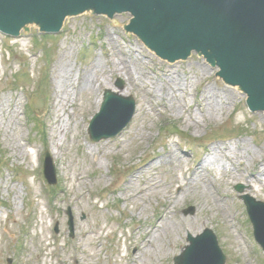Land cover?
Returning <instances> with one entry per match:
<instances>
[{
  "label": "rangeland",
  "instance_id": "1",
  "mask_svg": "<svg viewBox=\"0 0 264 264\" xmlns=\"http://www.w3.org/2000/svg\"><path fill=\"white\" fill-rule=\"evenodd\" d=\"M133 18L127 11L109 16L87 8L67 17L58 33L44 34L33 21L15 37L0 31V264H174L188 234L197 236L206 228L216 234L226 264H264V251L240 198L250 194L264 201V181L254 185L259 191H251L242 178L255 173L264 159V111H251L246 93L220 78L218 67L200 51L175 62L155 55L126 30ZM122 63L135 82L120 70ZM60 64L72 67L74 80L93 64L97 74L92 91L69 90L81 94L71 95L76 100L66 111L51 104L52 71ZM119 79L126 95L136 99L135 116L117 136L92 142L90 120L101 107L104 90H119ZM207 91L224 101L211 115L198 105ZM56 112L69 127L66 136H54L68 147L61 158L46 144L52 142ZM193 115L200 129L190 120ZM237 140L246 141L255 157L239 163L223 155L227 170L209 168L214 188L203 192L199 181L191 183V190L183 187L178 203L167 212L163 201L187 183L188 170L213 145ZM86 143L100 149L97 158L107 166L88 157ZM170 148L178 155L185 150L188 161L151 167L156 168L152 174L148 168L139 171ZM46 152L57 169L53 186L43 175ZM144 178L148 192L133 199L124 188L137 191ZM153 182L159 183L157 188H151ZM238 184L244 186L243 193L237 191ZM189 206L194 213L184 212ZM160 218L164 222L155 231ZM180 219L186 220L185 228H179Z\"/></svg>",
  "mask_w": 264,
  "mask_h": 264
},
{
  "label": "water",
  "instance_id": "2",
  "mask_svg": "<svg viewBox=\"0 0 264 264\" xmlns=\"http://www.w3.org/2000/svg\"><path fill=\"white\" fill-rule=\"evenodd\" d=\"M93 8L112 16L130 12L134 18L127 29L137 34L151 49L168 60L200 51L217 62L220 75L240 85L249 95L254 110H264V0H0V30L17 34L19 20L31 18L41 29L60 31L65 18ZM32 22V21H31ZM211 52V53H210ZM116 85L124 88L122 80ZM136 109L132 96L111 89L89 126L93 142L116 136L131 121ZM45 177L57 183L53 159L46 154ZM243 191V186L237 187ZM254 225L256 239L264 248V202L242 195ZM186 212L193 213L190 207ZM71 235L74 222L69 216ZM190 245L174 258L175 264H225L226 256L216 235L206 229L197 237L188 236Z\"/></svg>",
  "mask_w": 264,
  "mask_h": 264
},
{
  "label": "bare ground",
  "instance_id": "3",
  "mask_svg": "<svg viewBox=\"0 0 264 264\" xmlns=\"http://www.w3.org/2000/svg\"><path fill=\"white\" fill-rule=\"evenodd\" d=\"M19 21L20 22H18L17 24L22 25L25 21H33V20L31 18H25V19L19 20ZM145 45H147V44H145ZM94 70H95V66L93 64L92 66L87 67L85 70L79 71L76 74V79L74 80L73 76H75V74H74L72 67H69L65 64L58 65L56 70L52 71L53 84L51 85V93H50L51 94V104L55 105L54 107H57V105H59L63 108L64 111H66L67 107L69 105H71V103H74V101L76 100L75 98L70 100L71 95L77 96L78 94H81V93H71V92H69L70 89L72 91L74 88L76 92L86 91V90L92 91L95 88V83L97 81V77H96L97 74H94ZM120 70H124L125 74L128 76V79L135 82L134 77L130 76V72L128 71V67L126 64L122 63V67ZM167 75H168L167 73H165V72L163 73V76H167ZM171 86L173 88H176V85L175 86L173 85V81L171 83ZM233 86H235V88L238 87L236 85H233ZM173 91H175V90L173 89ZM121 94L122 95L128 94L127 90L123 89ZM199 99H200V102L198 105L201 107H206L208 112L210 113V115L214 113L215 108L218 107L219 104L221 105L224 102L223 99H221L218 96V93H213L211 91L202 92L201 97ZM95 100H96L97 106H99L100 105V101H99L100 99L98 100V97H96ZM0 111H2V109H0ZM141 116H142V113L141 114L139 113V117H141ZM190 120L193 122L194 126L197 129L201 128V124L199 123V120L197 119V117L195 115H193ZM62 122H63V119H62L61 115H57V112H56L55 113V123L52 126V136L50 137V140H52V142L49 143L50 141L49 142H48V140L46 141L47 142L46 144L49 147L52 146L54 148V150H55L54 153L56 154V156L58 158L63 157L68 150V147L65 146V142L60 143L58 141H55V139H54V136H56L57 134H63L64 136H66L67 133L69 132V127H65ZM141 131L142 130L139 128L138 132L140 133V135H143V132H141ZM74 139H75V142L77 140V142L79 143V147H82L80 145V139H76L75 136H74ZM126 143H127V140H125V142L123 144H126ZM104 145L105 146L113 145V142H106ZM86 147H87L86 153H87L88 157H93V159H96L95 162H97L99 166H107L108 165V163H107V161H105V159L97 158V157H99V153H100V149H98V147L88 145V143H86ZM254 153H255V151L247 144L246 141H243V140H237L235 143H233L231 145H226V144H215V145H213L211 147V149L209 151H207V153H205V157L203 159L199 160V162L196 164V166H193L188 170V171L191 170L190 177H189V179H187V183H185V184L183 183V185L180 186L179 192L169 193L170 198L163 201V203L165 204V206L167 208V212L171 213V211H169V210L172 209L173 205L178 203L180 195L182 194L181 189L183 187H186L189 190H191V183H197L199 181L202 183L203 192L209 191V188L213 186L212 179L208 178L209 168L215 167V169H219L220 171H225L228 169V166H226V164L223 162L224 161L223 155H227L232 161H237V162L241 163L243 161V159H245V158L250 159V158L255 157ZM156 158L157 157L152 158L150 160V163H147L145 165V167L141 166L139 168V171L141 172V170L148 168V169H151V172H149V174H152V173H155L156 168H151V167H156V166L158 167V166L163 165V164L174 165L175 163H180L184 159H185L184 161L187 162L189 155L185 150H180V153L178 155L176 150H172L170 148V149L166 150V152H164L163 154L159 155V157L157 159ZM62 168H63V170L65 169L64 166H62ZM130 177L128 178V185L132 184V182L130 181ZM242 178L245 180V183L249 185V189L251 191H254V189H255V191H259L261 189L260 186H258V188H256L254 185L255 184H263V181H264V159H261L258 162V169L256 170L255 173L250 174V176H246L243 174ZM158 185H159V183L153 182L151 184V188H157ZM212 188H214V187H212ZM124 190L127 191L128 194L130 195V197H132L133 199L138 198L139 196L146 194V192H148V190H149L148 186H147V179H145V178L143 179V186L140 187L137 191H131L129 187H125ZM255 194H256V196L258 195L256 192H255ZM133 199H131V200H133ZM67 202H68L69 206H71L73 204V202H71L69 200ZM227 212H229V211H225V213H227ZM228 217H230V215ZM163 222L164 221H162V218H160L159 224L155 225L154 230L155 231L158 230V226L160 224L162 225ZM185 226H186V220L180 219L179 220V228L182 229V228H185ZM152 241H153L152 239L149 240V243H151ZM149 247H152V246L149 245ZM122 257H125V255H122ZM149 259L150 258L148 257L147 260H149ZM137 263L138 264H145L146 260L138 261Z\"/></svg>",
  "mask_w": 264,
  "mask_h": 264
}]
</instances>
